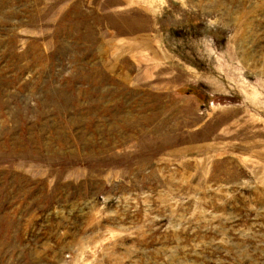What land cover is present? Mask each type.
Segmentation results:
<instances>
[{"label":"rangeland","instance_id":"obj_1","mask_svg":"<svg viewBox=\"0 0 264 264\" xmlns=\"http://www.w3.org/2000/svg\"><path fill=\"white\" fill-rule=\"evenodd\" d=\"M0 264H264V0H0Z\"/></svg>","mask_w":264,"mask_h":264}]
</instances>
